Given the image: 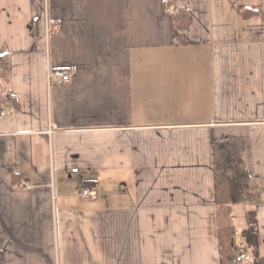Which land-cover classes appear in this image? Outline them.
Segmentation results:
<instances>
[{
  "label": "crops",
  "instance_id": "crops-1",
  "mask_svg": "<svg viewBox=\"0 0 264 264\" xmlns=\"http://www.w3.org/2000/svg\"><path fill=\"white\" fill-rule=\"evenodd\" d=\"M164 1L0 0L3 264H224L214 142L235 136L234 239L264 264V0H188L182 29Z\"/></svg>",
  "mask_w": 264,
  "mask_h": 264
},
{
  "label": "trees",
  "instance_id": "trees-1",
  "mask_svg": "<svg viewBox=\"0 0 264 264\" xmlns=\"http://www.w3.org/2000/svg\"><path fill=\"white\" fill-rule=\"evenodd\" d=\"M183 5L173 14L174 24L177 28H185L189 22V7L186 2L181 0ZM173 2V1H172ZM171 2V3H172ZM165 3V2H164ZM164 4L168 11L172 4ZM245 10L243 14L250 16ZM257 13L256 9H253ZM0 63L8 70V55L0 54ZM13 98L10 93L3 95L2 102L6 98ZM244 138L235 136L217 140L215 144L216 157V187L217 198L220 203L219 208V234H220V249L224 264H233V257L237 253L235 242V228L231 213V204L240 203L250 198L252 191V182L246 165L245 149L246 144ZM3 249L0 244V264H3Z\"/></svg>",
  "mask_w": 264,
  "mask_h": 264
},
{
  "label": "built area",
  "instance_id": "built-area-1",
  "mask_svg": "<svg viewBox=\"0 0 264 264\" xmlns=\"http://www.w3.org/2000/svg\"><path fill=\"white\" fill-rule=\"evenodd\" d=\"M165 4H169L172 2V0H165ZM176 12V9L172 6H169L168 8V13L174 14ZM48 77L50 81L54 83H64L72 80V73H70L69 70H64V69H54L50 70L48 72ZM9 112H11V108H0V115H7ZM27 184V181H22L20 182V186H24ZM85 195L89 194V190L85 189L83 191ZM252 255L249 253L247 250H239L237 251L235 257H233V264H252L253 258H251Z\"/></svg>",
  "mask_w": 264,
  "mask_h": 264
}]
</instances>
